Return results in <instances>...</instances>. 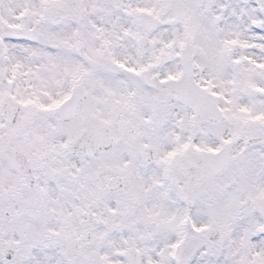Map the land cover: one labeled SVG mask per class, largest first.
Listing matches in <instances>:
<instances>
[{
    "label": "snow or ice",
    "instance_id": "6c2138e0",
    "mask_svg": "<svg viewBox=\"0 0 264 264\" xmlns=\"http://www.w3.org/2000/svg\"><path fill=\"white\" fill-rule=\"evenodd\" d=\"M0 264H264V0H0Z\"/></svg>",
    "mask_w": 264,
    "mask_h": 264
}]
</instances>
